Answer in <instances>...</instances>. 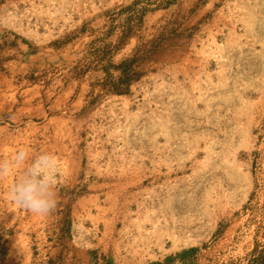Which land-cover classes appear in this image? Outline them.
<instances>
[{
    "label": "rangeland",
    "instance_id": "obj_1",
    "mask_svg": "<svg viewBox=\"0 0 264 264\" xmlns=\"http://www.w3.org/2000/svg\"><path fill=\"white\" fill-rule=\"evenodd\" d=\"M144 44L116 93L105 68ZM20 147L53 155L58 203L33 214L0 178V264H247L264 250V0H0V160Z\"/></svg>",
    "mask_w": 264,
    "mask_h": 264
},
{
    "label": "clouds",
    "instance_id": "obj_2",
    "mask_svg": "<svg viewBox=\"0 0 264 264\" xmlns=\"http://www.w3.org/2000/svg\"><path fill=\"white\" fill-rule=\"evenodd\" d=\"M55 160L51 153H30L18 148L8 160H0V178L14 176L9 185L10 200L36 215H48L55 210L58 199L55 188Z\"/></svg>",
    "mask_w": 264,
    "mask_h": 264
},
{
    "label": "trees",
    "instance_id": "obj_3",
    "mask_svg": "<svg viewBox=\"0 0 264 264\" xmlns=\"http://www.w3.org/2000/svg\"><path fill=\"white\" fill-rule=\"evenodd\" d=\"M140 18L142 19V17ZM130 37L131 27L128 24L125 25L124 29L122 30L120 41L122 43H125L126 40H128ZM154 42H156V40H151V42L149 41L148 43H151L153 45ZM147 45L148 44H144V46H140L139 48H137V52L135 55L124 59L119 65H113L111 63L110 67L115 68L120 72L117 78H114L113 74L110 73V68H105L108 77V84L115 90L116 93L122 94L128 92L131 84L142 76V69H138V67L141 66V62L151 60L158 50V47L156 45L151 46V50ZM139 51L142 52L139 54ZM259 246L260 244H257L251 254L252 257L247 264H264V250L259 249ZM197 251L198 248L192 247L184 252V254L196 253Z\"/></svg>",
    "mask_w": 264,
    "mask_h": 264
}]
</instances>
